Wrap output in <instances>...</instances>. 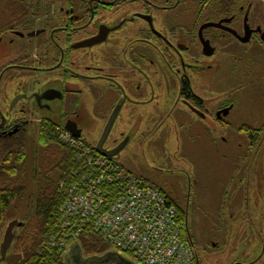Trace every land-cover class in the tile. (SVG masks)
<instances>
[{
  "label": "flooded vegetation",
  "instance_id": "flooded-vegetation-1",
  "mask_svg": "<svg viewBox=\"0 0 264 264\" xmlns=\"http://www.w3.org/2000/svg\"><path fill=\"white\" fill-rule=\"evenodd\" d=\"M194 1L0 0V94L6 102L0 108V144L29 142L32 132L28 146L33 147L41 128L51 129L54 137L67 135L66 127L79 131L80 140L97 131L101 137L112 121L108 138L115 133L119 140L107 147V138L103 145L111 151L125 136L158 135L162 121L173 120L175 129L180 127L176 132L181 131L180 117L192 115L188 126L192 134L195 126L202 135L235 139L227 145L234 153L231 159L237 158L228 174L230 187L222 184L221 190L222 198L236 206L249 191L242 187L249 182V153L258 157L253 167L264 168L259 162L263 145L252 143L264 138V106L260 124L256 119L251 124L233 122L229 117L239 97L231 95L264 105V71L234 67L243 46H264V17H254L251 0H196L197 11H192ZM191 11L192 16L185 15ZM249 53L256 52L252 48ZM220 56L234 79L230 97L216 92L207 80H198L209 78L217 66L211 63ZM163 104H169L165 111ZM148 120L154 129L142 128ZM83 142L91 149L98 144ZM177 173L181 178L185 174ZM186 177L185 190L171 191V198L184 205L183 234L198 260L194 247L214 253L220 237L201 228L191 197L200 200L204 189L195 178ZM251 187L250 195L264 199V176ZM6 217H0V264H24L39 224L33 210L27 222ZM263 233V225H258L250 238L257 235L256 244H263ZM241 256L232 264H259L262 258L261 254L251 260L245 248ZM87 258L82 255L71 264H84ZM60 264H66L63 257Z\"/></svg>",
  "mask_w": 264,
  "mask_h": 264
},
{
  "label": "rangeland",
  "instance_id": "rangeland-1",
  "mask_svg": "<svg viewBox=\"0 0 264 264\" xmlns=\"http://www.w3.org/2000/svg\"><path fill=\"white\" fill-rule=\"evenodd\" d=\"M195 1L191 7L192 11H197V2ZM251 3L254 17H264V4H261L257 0H251ZM192 11L190 14L185 15L192 16ZM252 48L256 53H249ZM242 49V57L239 61L235 62L236 67L234 68H254L258 71H264V46L259 45L253 47L252 45H249L243 46ZM222 59L223 58L220 56L218 60L215 59L214 62L211 63L212 65L215 64L219 67H215L216 70L212 72L209 78L201 76L198 80L201 83H205V80H207L208 84L210 83V86L215 87L216 92L221 91V94L223 92V95L226 94L228 97L231 94L230 90L232 89V85L234 87L235 85L232 84L234 79L229 77L227 66H225V61ZM198 80L195 78V81ZM235 95H238L239 98L237 99L238 103L234 106V111L229 117L230 120L233 122L251 124L255 123L254 120L256 119L258 124H260L263 119L262 112L264 105L258 100H247L238 93L231 95V99H234ZM204 96L211 97V95L206 94H204ZM216 96L217 94L213 97ZM3 97L4 96L1 92V110H3V105L6 103ZM169 104H163L165 105L163 111L167 110L166 106ZM186 115L180 117V119H183L179 121L183 124V129L181 131L176 132L180 127L175 129V122L173 120H167L162 121L163 130L156 136L123 137L122 140L124 143L126 142V146L123 149V153L117 157L115 161L127 172L135 177L143 178L150 184L161 188L170 197H172L171 191L173 190H185L186 182H188L186 175L189 176L192 181L195 178L199 187L204 189L200 200L195 201L194 198L191 197V203L195 205V211L199 218L201 228L205 229V232L210 231L219 236L220 241L217 245V250H215L214 253H210L200 246L194 247L199 264H232L239 261L241 258L243 259L241 254L243 253L244 248L251 255V260L253 259L252 257L260 256L262 254L259 264H264V233L262 236L263 244H256L258 238L257 235L256 237L254 235L253 238H250V233L256 230L258 225H263L264 232V199H257V197L250 195L251 193H248L252 190L251 186H254V184L264 176L262 174L264 173V168H261V170L258 171L253 167L258 157H253L252 152L249 153L248 157L251 158L246 159L247 164L252 165L251 168H248V173L246 172L248 174L247 180L249 182L247 183L248 186H242L243 188L248 187L249 191H246V189L243 190L246 191L247 194H243V196L238 199L236 206L229 205L227 202L229 201L233 203V200H228L226 202V199L222 198L221 185H225L226 189H229L230 187V183L227 181L228 174L230 171H233L235 166L234 161L237 158L234 159L232 157L231 159L230 156L234 155V153L233 150L228 149L227 145L230 142L233 144L235 139L234 137L232 138L220 134L202 135L200 127L193 126L195 132L194 135L192 134L193 130L190 128L188 129L192 115H188L190 117ZM157 123H159V121ZM142 124L143 129H145L146 126L148 130L155 128L153 125H150L149 120ZM90 129L86 130L90 131ZM31 134L32 132H30V137L27 138L29 139V142H27L29 167L30 160L33 161L34 158L30 153L31 147L28 146L31 145ZM99 139L100 135L99 131H97L92 135L83 136L80 142L82 143L84 140L93 145L94 143H97ZM55 140L63 146L69 147L71 145L63 143L57 138H55ZM118 140V135L115 133L111 134L107 140L106 146L112 147V145ZM224 141H226V143ZM257 141L258 142L256 143L263 145V153L259 160L263 166L264 138L262 136L258 137ZM84 143L85 142H83V144ZM33 145L36 146L34 143ZM38 151H41V160L51 162L47 163L49 168L54 167L56 163L55 161L59 160V154L55 148H45L44 150L42 149ZM238 165L239 167L243 166L241 160ZM178 170L185 173L182 178L178 176ZM26 171L27 189L24 195L25 199L19 204H15L12 209L9 210L10 214H7L9 220L16 219L17 221L23 220L27 222L31 216L33 204H31V200L28 199V195L33 190V184L28 180V175L31 176V169L29 170L27 168ZM245 181L246 180H244V182ZM242 187L240 186L239 188L241 189ZM179 206L182 209L184 208L183 204H179ZM249 239H251L250 242L246 243ZM245 259L247 260L248 256H246Z\"/></svg>",
  "mask_w": 264,
  "mask_h": 264
},
{
  "label": "built area",
  "instance_id": "built-area-1",
  "mask_svg": "<svg viewBox=\"0 0 264 264\" xmlns=\"http://www.w3.org/2000/svg\"><path fill=\"white\" fill-rule=\"evenodd\" d=\"M57 139L76 151L74 168L60 184L61 237L51 248L65 250L86 230L137 264H198L183 236V221L161 191L101 158L69 135Z\"/></svg>",
  "mask_w": 264,
  "mask_h": 264
},
{
  "label": "trees",
  "instance_id": "trees-1",
  "mask_svg": "<svg viewBox=\"0 0 264 264\" xmlns=\"http://www.w3.org/2000/svg\"><path fill=\"white\" fill-rule=\"evenodd\" d=\"M257 139L258 137L252 143ZM34 144L36 146L30 148V153L34 156L33 161L30 160V167L27 140H10L0 144V217L7 216L15 204L25 199L26 169H31L28 180L33 184V190L28 199L33 204L35 222L39 226L31 252H25L24 264H60L62 253L50 248L49 244L52 239L58 240L62 235L58 212L64 196L59 191V184L74 168L76 152L68 146L59 144L49 128H41ZM45 148H55L59 154V160L55 161L52 168L48 167L49 161L41 160V151L38 150ZM164 195L168 202L178 209L180 219L184 221V213L179 204L170 196ZM78 245L85 256L102 255L112 249L98 234L89 230L79 238ZM124 256L131 259L127 254Z\"/></svg>",
  "mask_w": 264,
  "mask_h": 264
},
{
  "label": "water",
  "instance_id": "water-1",
  "mask_svg": "<svg viewBox=\"0 0 264 264\" xmlns=\"http://www.w3.org/2000/svg\"><path fill=\"white\" fill-rule=\"evenodd\" d=\"M213 25H208L207 27H210ZM247 42V38H245L242 43H246ZM204 48H206V46H208L206 43L203 44ZM208 56H210L211 54H207ZM111 124L112 121L108 122V125L106 126L103 134L101 135L98 144L96 145V147L94 148V151L96 152V154H98L99 156L103 157V158H107V159H114L118 156V154L123 151L126 142L122 143L118 148H115L114 150L111 151H106L103 149V145L105 144L108 135L110 133V128H111ZM65 130L75 139H80V132L79 131H73L71 129H69L68 127L65 128ZM14 227V223H11L9 225V228L6 232V237H5V243L6 245H9L11 237H10V233L12 231ZM82 256V251L80 249V247L75 244L74 246H72L71 248H69L65 253H64V260L66 264H71L72 259L75 258H80ZM110 261H115L118 264H133L129 261H127L126 259L122 258L120 255H118L115 252H108L106 254H104L101 257H89L84 261V264H107Z\"/></svg>",
  "mask_w": 264,
  "mask_h": 264
}]
</instances>
